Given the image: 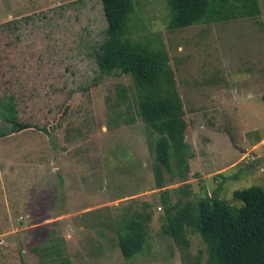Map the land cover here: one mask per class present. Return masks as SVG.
Returning <instances> with one entry per match:
<instances>
[{"label":"rangeland","instance_id":"rangeland-1","mask_svg":"<svg viewBox=\"0 0 264 264\" xmlns=\"http://www.w3.org/2000/svg\"><path fill=\"white\" fill-rule=\"evenodd\" d=\"M259 3L255 18L171 29L167 0H135L130 38L167 50L194 154L158 187L157 134L136 114L132 78L98 63L110 37L102 0H0V264H209L197 231L186 249L163 232L162 194L172 204L221 184L234 208L235 190L264 187ZM127 209L152 212L147 248L132 259L117 233Z\"/></svg>","mask_w":264,"mask_h":264},{"label":"trees","instance_id":"trees-1","mask_svg":"<svg viewBox=\"0 0 264 264\" xmlns=\"http://www.w3.org/2000/svg\"><path fill=\"white\" fill-rule=\"evenodd\" d=\"M102 2L110 37L98 53V63L102 71L120 69L131 76L136 114L157 134L154 171L158 187H163L164 169L173 171L175 160L180 169L188 172V160L194 156L186 140L188 124L176 73L165 48L130 38L129 24L135 12V0ZM167 3L171 29L202 22L255 18L261 12L259 0H167ZM13 122L22 130L33 127L19 122L16 117ZM221 189L220 184L213 195L205 191L194 199L187 188L172 204L168 203L164 192L163 232L186 249L190 246L189 230L197 231L207 245L209 264H264V187L252 185L235 190L234 199L242 205L234 208L220 197ZM127 211L117 219V233L122 255L132 259L147 248L152 212ZM59 264L75 263L65 256ZM197 264H200L199 259Z\"/></svg>","mask_w":264,"mask_h":264},{"label":"crops","instance_id":"crops-1","mask_svg":"<svg viewBox=\"0 0 264 264\" xmlns=\"http://www.w3.org/2000/svg\"><path fill=\"white\" fill-rule=\"evenodd\" d=\"M81 189H82V187H81ZM91 208H86V209H83L82 211L83 212H88V210H90ZM71 214H73L72 212H63V214H59L58 216H56V218H66V217H68V216H70ZM47 219H45L44 221H46V222H53V218L52 217H46ZM55 218V217H54Z\"/></svg>","mask_w":264,"mask_h":264},{"label":"built area","instance_id":"built-area-1","mask_svg":"<svg viewBox=\"0 0 264 264\" xmlns=\"http://www.w3.org/2000/svg\"><path fill=\"white\" fill-rule=\"evenodd\" d=\"M262 170L264 171V167L262 168Z\"/></svg>","mask_w":264,"mask_h":264}]
</instances>
